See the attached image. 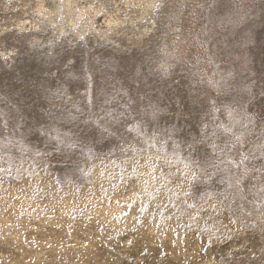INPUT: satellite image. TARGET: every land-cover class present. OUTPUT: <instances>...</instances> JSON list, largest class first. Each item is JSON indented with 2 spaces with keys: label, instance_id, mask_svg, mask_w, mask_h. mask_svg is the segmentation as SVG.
Returning <instances> with one entry per match:
<instances>
[{
  "label": "rangeland",
  "instance_id": "1",
  "mask_svg": "<svg viewBox=\"0 0 264 264\" xmlns=\"http://www.w3.org/2000/svg\"><path fill=\"white\" fill-rule=\"evenodd\" d=\"M0 264H264V0H0Z\"/></svg>",
  "mask_w": 264,
  "mask_h": 264
},
{
  "label": "bare ground",
  "instance_id": "2",
  "mask_svg": "<svg viewBox=\"0 0 264 264\" xmlns=\"http://www.w3.org/2000/svg\"><path fill=\"white\" fill-rule=\"evenodd\" d=\"M80 13V12H79ZM81 14V13H80ZM81 17V16H80ZM74 21H75V19H73ZM79 21H80V18H79ZM81 21H82V19H81ZM109 211V210H108ZM110 211H112V210H110ZM105 213V212H104ZM94 250V249H93Z\"/></svg>",
  "mask_w": 264,
  "mask_h": 264
},
{
  "label": "snow or ice",
  "instance_id": "3",
  "mask_svg": "<svg viewBox=\"0 0 264 264\" xmlns=\"http://www.w3.org/2000/svg\"><path fill=\"white\" fill-rule=\"evenodd\" d=\"M192 178L194 179L195 178V174L193 173V176H192Z\"/></svg>",
  "mask_w": 264,
  "mask_h": 264
}]
</instances>
